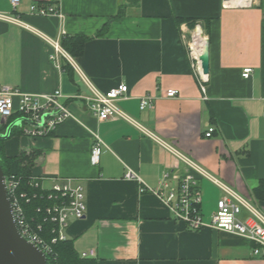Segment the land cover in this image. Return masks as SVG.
<instances>
[{"label": "crops", "instance_id": "0c3cea01", "mask_svg": "<svg viewBox=\"0 0 264 264\" xmlns=\"http://www.w3.org/2000/svg\"><path fill=\"white\" fill-rule=\"evenodd\" d=\"M45 1L21 0L14 9L0 0V12L27 25L0 18V87L61 89L60 101L78 119L43 137L17 128L5 150L9 156L36 152L33 173L46 186L65 178L83 185L85 216L70 217L66 228L80 256L94 251L89 258L97 264H264L252 256L250 240L209 225L190 230L158 196L141 193L140 182L126 177L132 170L156 188L165 173L175 184L193 174L206 223L225 194L215 180L264 212V199L255 195L264 180V0H61L64 21L30 13L32 4ZM197 24L210 42L205 90L186 44ZM45 37L69 56L51 59L54 46ZM75 37L85 39L81 53L65 49ZM246 67L253 69L249 77ZM87 81L100 91L127 84L117 105L135 122L91 114L77 98L90 94ZM168 89L179 93L166 96ZM146 95L155 98L153 107L141 109ZM210 126L216 129L207 137ZM91 131L106 145L98 165L90 160Z\"/></svg>", "mask_w": 264, "mask_h": 264}, {"label": "built area", "instance_id": "2783aa9c", "mask_svg": "<svg viewBox=\"0 0 264 264\" xmlns=\"http://www.w3.org/2000/svg\"><path fill=\"white\" fill-rule=\"evenodd\" d=\"M14 9H16L21 0H9ZM30 13L42 17H57L64 21L65 14L62 11L61 0H46L43 3H34L30 7ZM0 18L18 25L27 26L19 16H14L5 12H0ZM65 31L63 30V34ZM45 39L54 46V53L51 59L58 62L59 55L68 57V53L53 39ZM208 36L203 32L201 24H197L192 32L191 38L187 41L188 54L191 61V68L205 90L204 83L208 80L207 74L202 68L200 59ZM251 67L243 70V76L249 77L252 72ZM89 95H79L77 98L83 99L88 110L97 119L103 121L114 118H124L134 121L117 105V101L127 97L129 87L127 84H120L107 91L96 89L89 81ZM179 93L176 89L166 90V96L173 97ZM61 89H56L51 93H38L23 91L12 85L4 84L0 87V116L2 118H11L14 116L24 117L33 122H23L19 128L23 134L30 137H43L54 132L59 125L68 119H78L69 105L60 101L63 97ZM154 97L146 95L141 98V109L152 108ZM264 116V108H263ZM135 122V121H134ZM215 127L210 126L206 131L207 137L213 136ZM93 145L91 149L90 160L93 165H98L101 154L106 147L97 132L91 131ZM167 148H171L165 143ZM184 162L196 169L203 176L208 177V173L198 167L191 159L171 148ZM129 179H136L141 186V193L151 192L158 196L167 204L176 220L183 221L192 231H198L204 226L209 225L214 229L226 231L232 234L242 236L254 243L252 256L264 258V212L243 195L235 192L230 187L215 180L223 187L225 194L218 200L216 209L211 214L209 223L202 218L201 205L203 202L201 189L197 185V179L193 174L182 177L178 184H175L170 173H165L162 177L161 185L152 187L145 183L132 170L126 174ZM8 195L13 205V212L17 226L29 242L38 246L46 255L52 254V244L66 240V228L70 217L81 219L85 216L87 210L86 194L83 185L75 182L73 178L56 179L50 185L46 186L41 180L33 175L30 179V185L40 189L43 195H46L51 203L39 207L37 212L46 215L45 219H50L56 224V235L52 237L51 242L44 239L40 232L43 230L42 223L38 221H29L26 216L20 199L26 198L30 201V196L26 193L17 194L19 181L15 175L6 178ZM36 195V194H35ZM94 251L90 253L82 252L81 257L89 258L94 256Z\"/></svg>", "mask_w": 264, "mask_h": 264}, {"label": "trees", "instance_id": "16d2710c", "mask_svg": "<svg viewBox=\"0 0 264 264\" xmlns=\"http://www.w3.org/2000/svg\"><path fill=\"white\" fill-rule=\"evenodd\" d=\"M71 40H73L71 42L72 45H68L66 43L67 46L65 49L69 53H71L70 50L75 52L70 48V46H73L78 53H81L85 39L81 37L78 39V37H75ZM17 118L19 117L14 116L8 118L7 122L0 126V132H5L7 126ZM16 130V128L13 130L11 136L16 134ZM6 140L7 139L0 138V164L4 170L5 176L8 179L11 177V175H15L16 179L19 181L17 194L20 195L21 193H26L27 196H30L29 202L26 201V198L20 199L26 216L31 222L35 220L42 223L43 230L40 232V234L48 242H51L52 237L56 235V231L54 232V229H56V224L50 219H45L46 215L37 212L39 207L47 205L51 203V201L46 195H43V192H41L40 189L34 188L30 185V179L34 175L33 168L37 153L20 151L16 156H9L5 150ZM255 195L260 199H264V180L261 181L256 187ZM52 249V254L47 255L48 264H97L95 259L81 257L71 239L60 240L52 244Z\"/></svg>", "mask_w": 264, "mask_h": 264}, {"label": "water", "instance_id": "95a60500", "mask_svg": "<svg viewBox=\"0 0 264 264\" xmlns=\"http://www.w3.org/2000/svg\"><path fill=\"white\" fill-rule=\"evenodd\" d=\"M231 1V0H225ZM259 1V0H256ZM205 74L210 72V42L207 39L200 57ZM33 124L27 118L19 117L11 122L5 132H0L1 139H8L13 130L23 122ZM7 122L1 119V124ZM0 264H48L47 255L36 245L22 236L15 221L13 205L8 195L6 176L0 164Z\"/></svg>", "mask_w": 264, "mask_h": 264}, {"label": "bare ground", "instance_id": "6f19581e", "mask_svg": "<svg viewBox=\"0 0 264 264\" xmlns=\"http://www.w3.org/2000/svg\"><path fill=\"white\" fill-rule=\"evenodd\" d=\"M231 2L247 3L248 0H231Z\"/></svg>", "mask_w": 264, "mask_h": 264}, {"label": "rangeland", "instance_id": "374dc122", "mask_svg": "<svg viewBox=\"0 0 264 264\" xmlns=\"http://www.w3.org/2000/svg\"><path fill=\"white\" fill-rule=\"evenodd\" d=\"M19 128V127H16V129Z\"/></svg>", "mask_w": 264, "mask_h": 264}]
</instances>
